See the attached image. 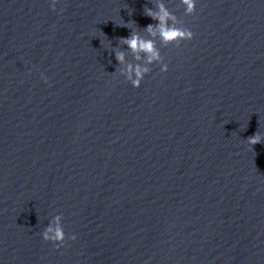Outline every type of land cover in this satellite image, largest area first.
<instances>
[{"label": "clouds", "instance_id": "9594fccd", "mask_svg": "<svg viewBox=\"0 0 264 264\" xmlns=\"http://www.w3.org/2000/svg\"><path fill=\"white\" fill-rule=\"evenodd\" d=\"M56 3L57 0H52L50 5L52 11H56ZM181 3L185 6V15L194 14L196 11V0H181ZM144 14L153 21H158V23L155 24H148L144 30L153 38L159 36L164 47L175 45L179 48L183 41H191L194 37V33L190 29L180 26L181 22L178 21L175 14L168 10L162 0L157 3L156 10L145 7ZM131 23L135 24L134 21H131ZM119 26L130 28L131 24L127 22ZM119 43L127 46L133 53L136 61H140L142 58L144 59L143 64H126L125 53L117 48H113L115 59L118 63L120 65H126L125 67L119 68V74L124 76L133 87H140L145 75L151 72L150 65L153 63H160L162 65L161 71H167V65L163 63V57L161 56L160 49L156 47L154 39H144L139 35L138 30H133L128 37L119 38ZM141 54H143V57ZM41 79L47 83V77H45L43 73L41 74ZM262 140H264V138L257 132L249 137L247 142L250 145H255ZM62 219V215H56L54 217L55 226L50 223L42 233L43 240L52 242L53 246L56 248L62 247L66 240V234L61 223ZM76 238L74 234L68 237V239L73 241H75Z\"/></svg>", "mask_w": 264, "mask_h": 264}]
</instances>
